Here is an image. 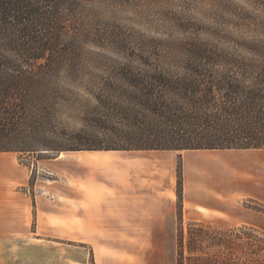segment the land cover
I'll return each instance as SVG.
<instances>
[{"label": "trees", "instance_id": "obj_1", "mask_svg": "<svg viewBox=\"0 0 264 264\" xmlns=\"http://www.w3.org/2000/svg\"><path fill=\"white\" fill-rule=\"evenodd\" d=\"M64 7L73 2L0 0V152L264 149V89L245 94L240 79L251 76L264 85V60L254 64L201 49L184 62L69 59L57 35ZM61 74L98 83L91 92L95 104L85 100L75 109L83 129L59 132L68 137L66 146L48 135L60 100L79 104L60 95L55 82ZM216 92L224 93L221 101ZM203 242L202 235L190 238L187 264H264L263 241L252 246L253 257L236 256V262L206 256L213 247L230 252L235 241ZM182 254L177 264H185Z\"/></svg>", "mask_w": 264, "mask_h": 264}, {"label": "rangeland", "instance_id": "obj_2", "mask_svg": "<svg viewBox=\"0 0 264 264\" xmlns=\"http://www.w3.org/2000/svg\"><path fill=\"white\" fill-rule=\"evenodd\" d=\"M71 2H73L71 9L65 7L62 9L63 23L57 34L60 37L59 49L63 50V57L69 59L90 63L140 59L184 62L190 58L191 50L201 49L212 50L232 60L254 64L264 60V0H71ZM51 54L53 53L50 52L48 57ZM8 56L15 57L13 54ZM95 78L80 75L73 77L76 80L71 81L66 75L61 74L55 82L61 96L79 103L70 104L60 100L57 106L60 109L59 115L52 123L54 133L48 134L49 139L59 143L57 145H69L68 137L63 134L60 136V131L68 134L83 129L84 125L75 109L83 107L85 100L91 106L95 104L91 95L98 86V83L94 82ZM240 79L242 86L247 90L245 94L252 89L261 87L264 89V85L255 77ZM222 96L223 92H216L215 99L221 101ZM237 96L238 101L245 97L244 93ZM56 135H59V139ZM217 150L15 152L19 163L30 171L27 188L33 201L36 198L57 201L59 187L72 189L75 186V176L79 175L74 170L76 163L86 156L95 154L94 158L91 157L92 163L106 162L108 158L102 156L106 154L120 155L131 163L136 160L151 161L150 171L135 168L140 175L145 171V177L153 172L154 163L162 164L164 167L166 162L172 161L176 170V184L169 186L163 174L159 188L162 191L175 189L178 198L175 203L165 206V213L171 215L170 225L167 226L163 222L157 228L154 241L108 242L107 244L113 247L111 252L114 256L107 257L103 262L102 259L95 261L92 248L86 244L21 241L6 243L7 246L3 248L2 264H177L181 251L187 264L186 258L190 255L187 250L188 242L197 235H202L204 244L219 237L235 241L238 246L244 244L243 250H240L241 247L233 246L230 252L217 247L206 249V256L215 260L229 257L236 262V256L244 254L253 257L252 246L264 242V204L257 201L241 203L237 200L234 202L236 209L229 210L228 215H203L200 216L201 220L197 221L183 218V189L185 186H197L194 179L200 178L201 174L200 171L193 174L191 171L188 172L186 158L190 153H194L189 155L190 162L199 157L196 154L204 155L200 161L214 163L215 166L211 167L212 173L215 176L219 174L222 178H225L227 173V168L222 163L228 157H223L224 155L255 153L258 156L251 159L254 165L250 175L254 179H264V149ZM228 173L234 176L231 170ZM101 175L104 176V174L96 176ZM228 178L231 177L228 175ZM242 207L251 208L257 218L251 219V223H240L244 217L240 212Z\"/></svg>", "mask_w": 264, "mask_h": 264}, {"label": "crops", "instance_id": "obj_3", "mask_svg": "<svg viewBox=\"0 0 264 264\" xmlns=\"http://www.w3.org/2000/svg\"><path fill=\"white\" fill-rule=\"evenodd\" d=\"M95 155L76 163L74 170L79 175L75 176V186L72 189L59 187L57 201L44 198L33 201L27 188L28 168L19 163L15 152H0V264L6 243L21 241L86 244L92 248L95 261L102 259L103 262L114 256L108 242H151L163 222L170 225L171 215L165 213V206L177 201V191L170 188L162 191L159 187L163 174L169 186H175L176 170L172 161L166 162L164 167L154 163L153 172L145 177V171L140 175L135 168L150 171L151 161L131 163L120 155L106 154L102 155L108 158L106 162H90ZM189 155L186 158L188 172L200 171L201 174L194 179L197 186L183 189L185 220H201L203 215H228L237 200L264 204V179L250 175L254 165L251 159L257 158V154L224 155L228 157L222 163L227 168L225 178L212 173L214 163L200 161L204 155L196 154L199 157L191 162ZM230 170L234 176L228 173ZM98 174L104 176H96ZM240 212L244 216L240 223H251L256 217L255 211L248 207H242Z\"/></svg>", "mask_w": 264, "mask_h": 264}]
</instances>
